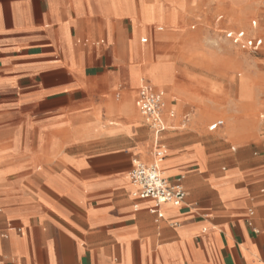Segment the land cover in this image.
Listing matches in <instances>:
<instances>
[{
    "label": "crops",
    "instance_id": "0c3cea01",
    "mask_svg": "<svg viewBox=\"0 0 264 264\" xmlns=\"http://www.w3.org/2000/svg\"><path fill=\"white\" fill-rule=\"evenodd\" d=\"M100 1L0 0V264H264V141L246 168H224L195 135H163L175 100L158 136L136 122L139 37L161 35ZM199 1L161 3L165 22ZM156 144L164 178H183L180 206L134 195L132 161Z\"/></svg>",
    "mask_w": 264,
    "mask_h": 264
},
{
    "label": "rangeland",
    "instance_id": "374dc122",
    "mask_svg": "<svg viewBox=\"0 0 264 264\" xmlns=\"http://www.w3.org/2000/svg\"><path fill=\"white\" fill-rule=\"evenodd\" d=\"M106 1L105 7L101 1L99 6L107 14L127 17L133 23L139 15L142 27L151 25L146 28L147 34L161 35L155 42L142 35L139 39L147 37L148 44L139 46L150 56H143L141 81L163 90L167 99L177 102L175 122L167 126L164 136L175 132L195 135L216 151L224 168L234 164L233 158L246 168L249 161L263 155L264 46L260 51H241L220 34L231 28L251 33V21L258 20L253 33L264 41L261 0H239L244 2L239 7L221 0L222 6L219 0H201L177 9L170 24L165 22L160 6H170V0H139L138 9L133 0ZM217 23L224 28H217ZM159 27L162 32H156ZM134 119L142 123L138 113ZM216 121L222 125L208 131Z\"/></svg>",
    "mask_w": 264,
    "mask_h": 264
},
{
    "label": "built area",
    "instance_id": "2783aa9c",
    "mask_svg": "<svg viewBox=\"0 0 264 264\" xmlns=\"http://www.w3.org/2000/svg\"><path fill=\"white\" fill-rule=\"evenodd\" d=\"M264 5V0H261ZM222 20V17L219 18ZM257 27V21L250 23V28L254 31ZM223 40L231 46L241 51H259L264 46L263 38L254 33H248L245 30L224 29L220 31ZM164 94L162 91L155 90L147 83H141L137 91L135 105L142 123L147 125L152 132L158 136L165 130L163 123ZM173 116V113H170ZM211 127V130L215 129ZM161 146L156 144L152 152V160L149 163L140 160L132 161V168L128 173L131 184L135 187V196L142 200H151L155 204V209L162 204L180 206L185 199V190L182 186L183 178L181 176L168 180L161 176L159 170V160L162 156L159 154ZM156 212V210H154ZM161 216L160 214H157Z\"/></svg>",
    "mask_w": 264,
    "mask_h": 264
},
{
    "label": "bare ground",
    "instance_id": "6f19581e",
    "mask_svg": "<svg viewBox=\"0 0 264 264\" xmlns=\"http://www.w3.org/2000/svg\"><path fill=\"white\" fill-rule=\"evenodd\" d=\"M123 1V0H122ZM137 17V16H136ZM132 19V18H131ZM144 23V22H143ZM154 77V76H153ZM141 83H145V81H141ZM160 91H162L163 92V94H164V96L166 97V94H165V92L163 91V90H161V89H159ZM173 109L174 110H176V108H175V106H173ZM171 122H172V120H169V123L170 124H168L169 125V127H170V125H171ZM173 144V143H172ZM162 149H164V147H161V151H159V154L162 156V158H161V160H159V163H158V166H159V170H160V174H161V176H164L165 175V173H164V171L162 170V166H164V160H163V155H162V152H163V150ZM131 183V182H130ZM132 186H133V184H132Z\"/></svg>",
    "mask_w": 264,
    "mask_h": 264
}]
</instances>
